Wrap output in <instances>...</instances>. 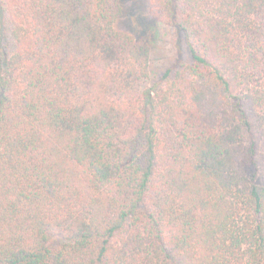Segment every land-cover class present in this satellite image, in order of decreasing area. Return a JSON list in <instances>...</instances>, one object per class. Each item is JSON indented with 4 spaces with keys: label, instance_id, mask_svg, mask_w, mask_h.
<instances>
[{
    "label": "trees",
    "instance_id": "trees-1",
    "mask_svg": "<svg viewBox=\"0 0 264 264\" xmlns=\"http://www.w3.org/2000/svg\"><path fill=\"white\" fill-rule=\"evenodd\" d=\"M0 0V264H264V0Z\"/></svg>",
    "mask_w": 264,
    "mask_h": 264
},
{
    "label": "rangeland",
    "instance_id": "rangeland-1",
    "mask_svg": "<svg viewBox=\"0 0 264 264\" xmlns=\"http://www.w3.org/2000/svg\"><path fill=\"white\" fill-rule=\"evenodd\" d=\"M122 12L117 19L116 28L143 40L150 48V78L155 79L182 57L186 58L185 45L180 44L173 28L153 17L150 11L151 0H120ZM257 183L264 185V177Z\"/></svg>",
    "mask_w": 264,
    "mask_h": 264
}]
</instances>
